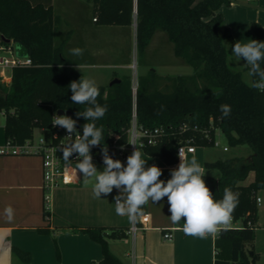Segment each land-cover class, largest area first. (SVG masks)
I'll return each mask as SVG.
<instances>
[{"label": "trees", "instance_id": "1", "mask_svg": "<svg viewBox=\"0 0 264 264\" xmlns=\"http://www.w3.org/2000/svg\"><path fill=\"white\" fill-rule=\"evenodd\" d=\"M87 1H92L97 24L135 25L140 57L145 55L156 32L163 30L174 45V54L193 68L191 74L177 75H162L151 68L139 76L138 122L171 128L163 143L144 149L147 154L159 156L171 165L177 162L176 146L184 136L194 135L197 146H213L194 130L179 133L178 128L184 122L202 128L213 125L212 139L216 128L230 146L248 145L252 149L248 157L229 156L206 162L205 167L219 170L220 177L205 174L204 180L216 200L222 199L225 187L240 193L233 217L243 226L217 235L215 264H254L248 247L255 241L253 218L258 209L259 191L264 190V93L245 83L247 68L235 69L229 64L226 42L232 40L233 34L220 9L232 0ZM57 19L51 2L0 0V37L14 40L22 46L21 52L33 59V65L13 70L10 93L4 92L0 84V109L7 112L6 139L22 143L32 138L34 130L48 128L54 111L61 109L70 112L80 127L89 122L76 116L86 106L71 100L69 84L78 81L83 73L65 58L64 42L60 47L55 44ZM251 29L254 40L264 42V27L255 22ZM97 86L100 91L97 101L107 105L108 111L95 123L97 127L103 126L102 144L118 160L117 151L110 146V135L117 132L121 143L127 141L134 108L132 80L123 77L119 83ZM222 104L231 106V115L227 118L219 110ZM252 171L254 180L242 184ZM145 210L146 204L142 213ZM85 231L102 245L103 264H123L111 253L107 240L126 236L124 231L105 233L101 228ZM13 250L19 256L27 255L25 262L29 261L28 253L17 247Z\"/></svg>", "mask_w": 264, "mask_h": 264}, {"label": "crops", "instance_id": "2", "mask_svg": "<svg viewBox=\"0 0 264 264\" xmlns=\"http://www.w3.org/2000/svg\"><path fill=\"white\" fill-rule=\"evenodd\" d=\"M220 12L233 34L232 40L226 42L229 64L243 70L245 61L234 62L231 50L238 41L247 43L254 39L253 23L264 27V0H232L230 5H223ZM70 43L71 39L66 37L63 54L75 66L74 55L68 48ZM81 47L83 55L88 54L90 58L98 54L91 53L88 46ZM5 141L4 122L0 123V145ZM139 150L142 158L147 160L146 166L155 164L162 169L161 180L170 179V170L179 166L167 164L159 156L147 154L144 149ZM193 156L204 167L205 174H208L206 162L224 159L210 151L208 146H197L186 160L190 161ZM42 177L40 156L0 155V264H103L102 245L85 231L91 228H101L105 233L112 230L126 233L124 237L107 240L111 253L123 264H215L217 235L203 238L185 235L184 221L173 224L170 220L167 197L158 203L149 201L146 204L143 214L148 213L150 220L144 224L139 221L142 228L134 234L129 232L134 220L126 215H117L115 211L114 198L118 195L115 188L111 194H101V198H96L92 185L83 184L81 173L78 184L54 189L51 213H46ZM167 232L171 234L170 238L164 237ZM120 244L131 249L126 252ZM13 247L28 253L29 261L25 262L28 256H19ZM132 249L133 256L130 254ZM126 256L133 258L127 260Z\"/></svg>", "mask_w": 264, "mask_h": 264}, {"label": "clouds", "instance_id": "3", "mask_svg": "<svg viewBox=\"0 0 264 264\" xmlns=\"http://www.w3.org/2000/svg\"><path fill=\"white\" fill-rule=\"evenodd\" d=\"M70 51L74 56L84 53L78 47ZM231 56L236 63L245 61L248 77L245 83L264 93V42L254 39L247 43L238 41L232 47ZM76 67L81 68L80 65ZM69 89L72 102L86 106L76 116L89 122L82 126V135L76 131V120L66 115L53 116L52 125L67 130L65 138L70 142L62 148L63 159L71 163L69 157L73 153L78 154L75 167L83 174V184L92 185L94 197L101 198V194L107 196L115 188L118 190L114 198L115 211L117 215H126L130 220L142 215V208L149 201L158 203L167 197L171 222L178 224L183 220V231L188 236L203 238L232 229L233 213L239 204L240 193L225 187L222 199L216 200L205 183L206 171L195 156L187 161L180 151L181 163L178 168L170 170L171 178L164 181L160 179L162 169L155 164L146 166L147 160L142 158L135 142L130 143L136 148L127 157L126 166L120 160L113 159L104 145L101 154L105 167L103 171H98L92 162L91 148L101 145L104 140L103 126L97 127L95 122L105 116L107 105L98 103L100 91L93 79L81 76L78 81L69 84ZM219 110L223 118L231 115L228 104L220 105Z\"/></svg>", "mask_w": 264, "mask_h": 264}, {"label": "rangeland", "instance_id": "4", "mask_svg": "<svg viewBox=\"0 0 264 264\" xmlns=\"http://www.w3.org/2000/svg\"><path fill=\"white\" fill-rule=\"evenodd\" d=\"M42 2H51L57 15L58 27L55 34V44L60 47L65 38L71 39L68 46L69 51L74 48L85 46L91 53H98L94 58L88 54L83 56H73L83 76L95 80L97 85L107 86L112 79L118 77H129L132 80V86L138 85L139 76L145 75L151 68L162 75H177L193 73L192 66L185 63L184 60L174 54V45L168 39L163 30H158L156 37L146 49L145 55L140 57L137 52L136 27L99 25L95 20L92 1L87 0H33ZM17 52H21L22 46L14 43ZM248 79L247 75L245 76ZM2 89L6 93L12 91V83L3 84ZM5 122V116H0V123ZM34 136H44L49 138L48 129L36 128ZM216 140L221 147L208 146L209 150L220 158L229 156L248 157L252 149L248 145L230 146L225 135L218 130L215 135ZM228 146L230 151H223L222 147ZM98 171H103L105 165L99 161H92ZM208 174L214 177H220V171L217 169H208ZM83 175V174H82ZM255 178L252 171L248 177L242 181V184H249ZM258 196L262 199L258 205L253 224L255 227V242L249 246L254 252L250 257L255 264H264V190ZM120 248L130 250V246L120 244ZM134 249L131 251V255ZM126 256L127 260L133 257Z\"/></svg>", "mask_w": 264, "mask_h": 264}, {"label": "built area", "instance_id": "5", "mask_svg": "<svg viewBox=\"0 0 264 264\" xmlns=\"http://www.w3.org/2000/svg\"><path fill=\"white\" fill-rule=\"evenodd\" d=\"M96 20V18H95ZM15 41L10 39L9 42L3 40L0 37V84L12 83L13 79V70L17 67H28L33 65V59L26 53L17 52L14 48ZM137 87H133L134 95V108L133 115L131 120V125L128 128V137L127 141L120 142V134L113 132L110 135V146L111 148L117 151V158L124 165H126L127 157L133 153L136 146L130 143L135 142L139 149H145L147 146L158 145L163 143L169 135L170 127L164 125L158 126H146L138 122L137 113H136V100H137ZM7 112L5 109H0V116H6ZM60 115L58 111H54L53 116ZM68 117H71L69 114H64ZM52 116V118H53ZM73 119V118H72ZM76 131L81 135L83 134V129L80 125H75ZM214 126L211 125L210 128H202L198 125L191 126L188 122L182 123L178 131L182 135L190 130H194L198 133L204 135L209 142L213 143L214 147H221V144L218 140L212 139L211 129ZM50 131L49 138L44 136H39L36 138L33 136L25 140L22 143L15 142L12 138H7L6 141L0 145V155H38L42 159L43 167V177H42V189H43V201H44V211L46 213H51V202L53 191L56 187L61 185H74L80 182L81 172L76 169L75 164L77 161L78 154L73 153L69 157V162H66L63 159V150L62 148L67 145L70 141L65 138L68 133L67 130L60 126H53L52 120L48 128ZM215 130H219L216 129ZM75 133L73 134V137ZM104 144L99 146H94L91 148L92 161L102 162L101 148ZM197 149L196 137L194 135L182 137L177 146V162L175 164H180V151L187 158L188 154L194 153ZM224 151L229 150L228 146L222 147ZM258 205L261 203V198L257 197ZM150 215L148 213L139 215L130 228V233H136V231L142 227L139 225V221L142 224L149 222ZM249 225L252 224L251 221L248 222ZM243 223L239 220H236L233 217L232 228H241ZM165 238H170L171 234L169 232L164 234ZM218 252V251H217ZM216 252V253H217ZM99 264V263H97Z\"/></svg>", "mask_w": 264, "mask_h": 264}, {"label": "water", "instance_id": "6", "mask_svg": "<svg viewBox=\"0 0 264 264\" xmlns=\"http://www.w3.org/2000/svg\"><path fill=\"white\" fill-rule=\"evenodd\" d=\"M3 39H4V41H6V42H9V41H10L9 38H3ZM119 82H121V79L118 78V77H116V78L112 79V81L110 82V85H113V84H115V83H119ZM58 113H59L60 115H64V114H69V115H71L70 112H67V111L62 110V109H61V110H58ZM76 124L79 125L78 122H76ZM248 252H249L250 257H253V256H254V252H253L252 250H248Z\"/></svg>", "mask_w": 264, "mask_h": 264}]
</instances>
